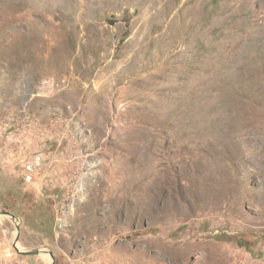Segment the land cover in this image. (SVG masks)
I'll return each mask as SVG.
<instances>
[{
  "label": "rangeland",
  "instance_id": "obj_1",
  "mask_svg": "<svg viewBox=\"0 0 264 264\" xmlns=\"http://www.w3.org/2000/svg\"><path fill=\"white\" fill-rule=\"evenodd\" d=\"M260 119L264 0H0V264H264Z\"/></svg>",
  "mask_w": 264,
  "mask_h": 264
},
{
  "label": "water",
  "instance_id": "obj_2",
  "mask_svg": "<svg viewBox=\"0 0 264 264\" xmlns=\"http://www.w3.org/2000/svg\"><path fill=\"white\" fill-rule=\"evenodd\" d=\"M0 215H6V216L10 217L12 220H16V216L13 213H10L8 211H1L0 210ZM17 230H18V228H17ZM17 251L22 253V254H25V255H37V254H39L41 252L40 249H34V250H30V251H24V250L17 249ZM48 254L50 255V257H51V259L53 261L54 258H53L52 251H48ZM51 264H53V262Z\"/></svg>",
  "mask_w": 264,
  "mask_h": 264
},
{
  "label": "built area",
  "instance_id": "obj_3",
  "mask_svg": "<svg viewBox=\"0 0 264 264\" xmlns=\"http://www.w3.org/2000/svg\"><path fill=\"white\" fill-rule=\"evenodd\" d=\"M35 165L33 162H29L28 164L24 165V168H23V178L27 181V182H30L32 181V178H33V174H34V169Z\"/></svg>",
  "mask_w": 264,
  "mask_h": 264
},
{
  "label": "bare ground",
  "instance_id": "obj_4",
  "mask_svg": "<svg viewBox=\"0 0 264 264\" xmlns=\"http://www.w3.org/2000/svg\"><path fill=\"white\" fill-rule=\"evenodd\" d=\"M251 123H256L257 125H259L260 124V127H262L263 125H264V120L263 119H260L259 120V122L258 121H256V120H253V122H251ZM255 128H257L256 126L255 127H253V129H255ZM244 131V130H243ZM248 131V130H247ZM256 140V139H255ZM258 160V159H257ZM171 181H173V180H171ZM166 180H164V181H161V182H157L155 185L156 186H161V187H163V189H164V186L166 185ZM114 184V183H113ZM168 184V183H167ZM158 188V187H157ZM111 190H112V188H111ZM126 190V189H125ZM118 192V191H117ZM112 193V192H111ZM168 193V192H167ZM124 194V193H123ZM170 195V194H169ZM173 198V197H172ZM48 258V257H47Z\"/></svg>",
  "mask_w": 264,
  "mask_h": 264
}]
</instances>
